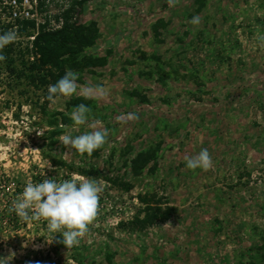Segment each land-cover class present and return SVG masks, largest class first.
Masks as SVG:
<instances>
[{"label": "rangeland", "instance_id": "1", "mask_svg": "<svg viewBox=\"0 0 264 264\" xmlns=\"http://www.w3.org/2000/svg\"><path fill=\"white\" fill-rule=\"evenodd\" d=\"M82 1L44 0L31 37L15 28L23 47L42 29L87 44L44 68L46 83L17 86L10 70L0 72V258L264 264V0H84L79 16ZM67 70L78 74L77 92L48 101V86ZM80 104L91 112L74 126ZM97 129L108 137L90 156L60 142ZM201 149L212 167L188 169ZM51 177L102 187L78 246L52 240L43 220L4 231V194ZM139 211L140 220L152 216L144 226Z\"/></svg>", "mask_w": 264, "mask_h": 264}, {"label": "clouds", "instance_id": "2", "mask_svg": "<svg viewBox=\"0 0 264 264\" xmlns=\"http://www.w3.org/2000/svg\"><path fill=\"white\" fill-rule=\"evenodd\" d=\"M199 22L198 16H194L190 21L192 24ZM16 38V33L11 30L0 34V52ZM259 39L264 40V36ZM4 60L5 57L0 54V62ZM78 78L76 72L67 70L56 83L48 86V101L55 103L60 97H71L75 94L78 90ZM95 92L100 96L108 94L107 90L100 85L95 87ZM90 112L91 109L85 104L75 106L70 114L74 126L85 125ZM129 115L132 118L133 114ZM107 137V129H97L77 136L66 133L60 137V142L70 146L80 155L90 156L106 143ZM185 164L190 170H208L212 167L213 160L207 149H201L196 156L186 158ZM49 169L55 171L51 168L50 162ZM101 191L99 182L91 178L59 180L55 177L45 178L42 182L28 183L23 192L13 201L9 211L15 212L25 221H45L48 233L52 234V240L59 236L61 242L67 248H71L79 245L80 239L94 221ZM57 233L59 235H56ZM10 258H0V264H8Z\"/></svg>", "mask_w": 264, "mask_h": 264}, {"label": "trees", "instance_id": "3", "mask_svg": "<svg viewBox=\"0 0 264 264\" xmlns=\"http://www.w3.org/2000/svg\"><path fill=\"white\" fill-rule=\"evenodd\" d=\"M5 1L6 0H0V34L8 32L9 30L15 31V26H17V32H19L20 35L26 36L28 38L31 37L32 33L28 32L27 28L29 27L28 29H34L36 25L35 21L17 22L16 24L2 21L6 10V6L4 5ZM85 2L86 1L84 0L82 2H74V5H78L79 16L85 14L87 10L86 5L84 4ZM43 5L44 4L41 3L40 6L42 7ZM120 11H122V9ZM23 45L24 42L22 41H14L5 47L2 52H0V54L5 57V60L0 62V72L2 70H10L11 74L17 79V86L23 85V79L30 80V83H34L37 77L42 80V83H46L49 80V76L44 72L46 70H44V68H47L49 65H51V63L54 62L61 52L71 48L81 49L87 47V44L84 42H78L71 37H58L54 32H46L43 29L40 31V33H38L33 42L28 41L24 47ZM34 58H38L37 61H33ZM18 63L22 66V70L19 72L15 70L16 64ZM33 85L36 84L34 83ZM23 190V185L18 184V186L13 188V191H9L4 194V196L9 194L11 197L8 201V205L1 215L3 220L2 224L6 227L4 228V231H8V228L18 231L20 228H24L26 225H28L29 222L31 224L36 223V221L32 220L25 221L18 217L15 212L9 211L13 201L23 192ZM149 209H147L145 212L148 213ZM139 216L140 211L137 214L135 221L137 225L141 226L146 225V222H149L152 217H149L148 215V217L144 220H140Z\"/></svg>", "mask_w": 264, "mask_h": 264}, {"label": "built area", "instance_id": "4", "mask_svg": "<svg viewBox=\"0 0 264 264\" xmlns=\"http://www.w3.org/2000/svg\"><path fill=\"white\" fill-rule=\"evenodd\" d=\"M44 0H6L5 13L2 20L16 24L17 22L37 21L40 6ZM17 28V26H15Z\"/></svg>", "mask_w": 264, "mask_h": 264}]
</instances>
